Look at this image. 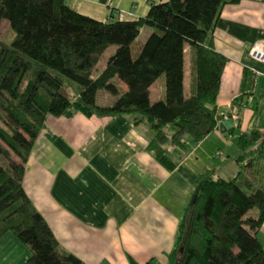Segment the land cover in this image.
<instances>
[{
	"label": "trees",
	"instance_id": "trees-1",
	"mask_svg": "<svg viewBox=\"0 0 264 264\" xmlns=\"http://www.w3.org/2000/svg\"><path fill=\"white\" fill-rule=\"evenodd\" d=\"M239 1H150L142 18L99 21L66 0H0V26L7 23L13 33L9 43L0 41V238L11 233L29 250L23 264H85L60 250L23 187L26 163L46 117L133 115L135 124L149 126L146 149L173 169L164 146L184 147V135L199 142L223 119L215 100L227 59L213 48V30L222 7ZM144 27L152 30L133 53ZM111 46L113 53L94 75ZM186 46L191 52L188 87ZM160 76L164 96L151 102L150 86ZM100 90L114 101L97 103ZM247 91L236 105H254ZM236 144L235 176L214 179L205 171L197 177L171 264H264V247L256 236L264 221V132H242ZM253 208L257 216L248 215Z\"/></svg>",
	"mask_w": 264,
	"mask_h": 264
},
{
	"label": "crops",
	"instance_id": "crops-1",
	"mask_svg": "<svg viewBox=\"0 0 264 264\" xmlns=\"http://www.w3.org/2000/svg\"><path fill=\"white\" fill-rule=\"evenodd\" d=\"M150 1L167 0H66L99 21L110 16L142 18ZM151 30L142 29L138 37H145L139 43ZM257 40H264V0L224 5L212 40L214 50L227 59L215 106L218 115L234 113L238 119H229L232 132L216 128L199 142L184 135L182 148L166 144V154L175 164L171 170L146 149L149 126L145 121L135 124L133 115L88 118L77 112L46 117L26 163L23 187L60 250L85 264H171L178 226L197 177L205 171L214 179L235 176L237 137L250 130L264 132V63L248 54ZM190 54L186 46L184 66L187 55L189 69ZM158 79L150 86L149 97ZM189 83L190 74L185 87ZM249 89L254 105H236V98L245 100ZM164 92L158 86L155 99ZM251 210L248 215L257 216L258 210ZM256 236L264 247V221ZM8 254L19 264L20 257L30 253L6 233L0 238V264Z\"/></svg>",
	"mask_w": 264,
	"mask_h": 264
},
{
	"label": "rangeland",
	"instance_id": "rangeland-1",
	"mask_svg": "<svg viewBox=\"0 0 264 264\" xmlns=\"http://www.w3.org/2000/svg\"><path fill=\"white\" fill-rule=\"evenodd\" d=\"M13 37V33L10 30V28L8 27L7 23L3 22L0 26V41L4 42V43H9L10 40ZM145 36L141 35L140 37H138L135 41V43L132 45V52L134 53V51L136 50V47L139 43V41L141 39H143ZM115 47L111 46L108 48V50L105 52L104 56L100 59L98 65H97V70L94 71V75H96L106 64L107 58L109 57V55H111V53H113ZM188 56H185V66H184V83L188 84V80H189V74H190V69H189V63H188ZM160 87L161 89L163 88L164 90V86H165V80H164V76H161L160 79H158V81L155 83V85L152 87V93L150 95V101L153 102L155 101V95H156V88ZM114 97L107 93L106 91H98L97 96H96V101L99 104H110L114 101ZM250 213V211H248ZM251 212H256V209H252ZM8 238V237H5ZM10 254V253H9ZM9 254L6 256L5 259L2 260L1 264H14V261L12 258H9ZM20 254V252L18 254L15 255V258L18 257ZM26 258L20 257V261L18 262L19 264H23L25 262Z\"/></svg>",
	"mask_w": 264,
	"mask_h": 264
},
{
	"label": "built area",
	"instance_id": "built-area-1",
	"mask_svg": "<svg viewBox=\"0 0 264 264\" xmlns=\"http://www.w3.org/2000/svg\"><path fill=\"white\" fill-rule=\"evenodd\" d=\"M248 54L254 60L264 63V40H257L253 42L248 48ZM251 100V96L247 98V102H250ZM223 118L236 121L238 116L233 113L230 117L228 115H224Z\"/></svg>",
	"mask_w": 264,
	"mask_h": 264
},
{
	"label": "water",
	"instance_id": "water-1",
	"mask_svg": "<svg viewBox=\"0 0 264 264\" xmlns=\"http://www.w3.org/2000/svg\"><path fill=\"white\" fill-rule=\"evenodd\" d=\"M232 127V122L229 119H223L217 126L220 132H226L228 129H232Z\"/></svg>",
	"mask_w": 264,
	"mask_h": 264
}]
</instances>
